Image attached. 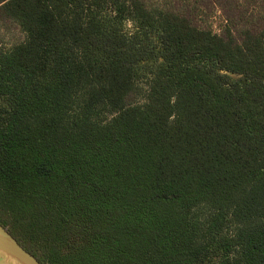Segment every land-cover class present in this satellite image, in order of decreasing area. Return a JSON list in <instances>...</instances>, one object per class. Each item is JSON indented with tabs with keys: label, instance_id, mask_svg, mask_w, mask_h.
<instances>
[{
	"label": "trees",
	"instance_id": "16d2710c",
	"mask_svg": "<svg viewBox=\"0 0 264 264\" xmlns=\"http://www.w3.org/2000/svg\"><path fill=\"white\" fill-rule=\"evenodd\" d=\"M8 21L0 224L27 251L264 264V0H0Z\"/></svg>",
	"mask_w": 264,
	"mask_h": 264
},
{
	"label": "rangeland",
	"instance_id": "374dc122",
	"mask_svg": "<svg viewBox=\"0 0 264 264\" xmlns=\"http://www.w3.org/2000/svg\"><path fill=\"white\" fill-rule=\"evenodd\" d=\"M257 10L255 8L251 9ZM196 20L200 27L212 30L215 33L222 34L228 26L227 16L219 5H214L210 10H205ZM26 34L23 32L20 25L14 21L0 22V42L11 47L14 44L24 41Z\"/></svg>",
	"mask_w": 264,
	"mask_h": 264
},
{
	"label": "water",
	"instance_id": "95a60500",
	"mask_svg": "<svg viewBox=\"0 0 264 264\" xmlns=\"http://www.w3.org/2000/svg\"><path fill=\"white\" fill-rule=\"evenodd\" d=\"M0 264H41V262L18 242L8 228L0 224Z\"/></svg>",
	"mask_w": 264,
	"mask_h": 264
}]
</instances>
